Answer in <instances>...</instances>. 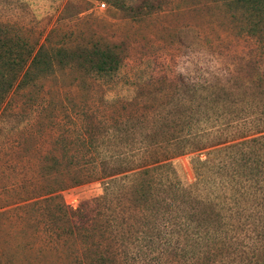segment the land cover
Instances as JSON below:
<instances>
[{
    "label": "rangeland",
    "instance_id": "1",
    "mask_svg": "<svg viewBox=\"0 0 264 264\" xmlns=\"http://www.w3.org/2000/svg\"><path fill=\"white\" fill-rule=\"evenodd\" d=\"M229 10L212 0H0L2 37L50 67L0 104V264H93L84 249L102 264L264 259V208L251 209L227 172L231 156L239 170L248 164L247 195L264 193V144L242 141L264 133V37ZM95 46L118 66L81 61L77 51ZM177 135L194 143L174 147ZM214 142L232 145L208 153ZM166 148L183 152L142 173ZM143 179L150 186L135 192Z\"/></svg>",
    "mask_w": 264,
    "mask_h": 264
},
{
    "label": "trees",
    "instance_id": "2",
    "mask_svg": "<svg viewBox=\"0 0 264 264\" xmlns=\"http://www.w3.org/2000/svg\"><path fill=\"white\" fill-rule=\"evenodd\" d=\"M215 3L221 2V4H224L226 6H229L231 11V14L234 16V18H240V22L242 23L243 29L246 28V32L252 33L254 35H257L259 37H264V0H212ZM33 47L26 46L23 42L21 43V40L19 38H4L2 37V33L0 32V104L2 100L4 99L6 93L10 90V88L17 82V85L24 84L23 82H29L32 81L34 77L40 76V74H44L46 72L50 71L49 62L46 60V58H43L40 53L37 52L35 56H32ZM78 56L81 61L85 60L88 64H90L93 68H95L97 71H110L115 69L119 64V56L114 53L113 50L109 46H105L104 48L100 49L99 47L95 46L91 51H86L84 49H80L77 51ZM259 132L258 135H249V140L244 139L243 142L251 141L252 143H260L262 142L264 144V133ZM189 139L191 140V143H194L192 136H181L177 135L170 136L168 138V143L171 145H179L183 142H188ZM262 144V145H263ZM218 143H212L211 145L207 146L208 149L206 150L208 153L212 151H219L222 154L228 153L229 147L232 145V143H228L227 145H223L220 147H217ZM165 147V146H164ZM190 147V146H188ZM203 149H206V146H202ZM147 149V148H145ZM168 149V148H166ZM192 149V148H191ZM169 150V149H168ZM200 151L198 148L196 149ZM167 151V150H166ZM171 151V152H169ZM168 153H165L164 156L160 157H152L148 160L150 161L148 165L145 166L142 170V173H149L150 169H156L163 165H166V160L169 157H172L173 155H178L183 152V150H169ZM231 164L228 166L227 172L229 174V179L231 180H242V196H247V199L251 201L250 204H253V201L257 203V205L262 208H264V193L258 194V195H251L248 196L247 193L253 189L252 186V179L250 176L245 175L243 178V173L245 172L246 168H250L249 173H253V169L251 166H248V164H242L243 170H239L236 168V159L232 156L230 157ZM208 161H202L199 157L197 158V164H202L203 167H207ZM225 163V162H224ZM264 163H257L256 168L260 170V172L263 174V169L261 168ZM213 166V165H212ZM212 166H208V168H212ZM207 168V169H208ZM218 168V165H217ZM255 174V173H254ZM256 175V174H255ZM257 179V177H256ZM238 182V181H237ZM236 182V183H237ZM236 183L233 185L235 186ZM257 185V184H256ZM150 186V180L143 179L139 182V186L136 188L137 191H141L144 189V187ZM261 185L255 186V189H263ZM261 198H257L259 196ZM263 196V197H262ZM233 201H236L233 198ZM211 205L213 208H215V204L213 201H211ZM251 209H255V205L253 204ZM236 214L231 213L228 215L227 218L228 221L225 219L223 222V226L225 227V230L230 232L232 231L233 224H230L229 221L231 218H238L239 212L236 211ZM237 220V219H235ZM198 240V239H196ZM83 253L85 254L86 259H91V262L93 264H102V256L97 251H91L84 249ZM87 252H91L95 254L96 258H89L87 256ZM263 255L259 254V258H257V264H264V259L262 258Z\"/></svg>",
    "mask_w": 264,
    "mask_h": 264
},
{
    "label": "built area",
    "instance_id": "3",
    "mask_svg": "<svg viewBox=\"0 0 264 264\" xmlns=\"http://www.w3.org/2000/svg\"><path fill=\"white\" fill-rule=\"evenodd\" d=\"M100 6L103 7V6H104V3L102 2V3L100 4Z\"/></svg>",
    "mask_w": 264,
    "mask_h": 264
}]
</instances>
